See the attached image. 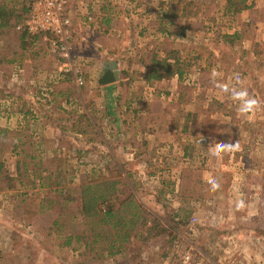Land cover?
<instances>
[{
  "label": "rangeland",
  "instance_id": "374dc122",
  "mask_svg": "<svg viewBox=\"0 0 264 264\" xmlns=\"http://www.w3.org/2000/svg\"><path fill=\"white\" fill-rule=\"evenodd\" d=\"M185 1L70 0V58L59 57L44 43L22 49L15 39L6 37L7 47L1 39L0 60H16L0 63V126L24 130L26 143L20 148L32 144L43 160L67 159L79 178L93 166L112 178L122 176L126 184H119L117 201L133 197L140 204V221L155 229L146 240L130 237L128 254L138 255L126 261H115L119 254L112 235L97 249L85 243V234L75 248L62 247V240L38 227L41 216L27 213L30 201L24 206L14 199L11 186L0 192V264H264V0H248L253 9L236 15H223L222 0H193L204 2L196 16L181 14ZM172 18L183 28L162 34ZM236 30L244 36L238 50L216 41L218 33ZM164 39L161 47L178 49L191 71L183 85L175 76L153 83L140 79L144 54ZM253 42L260 44L258 61L252 56ZM218 47L232 51L233 59L208 65V53ZM64 61L67 70H78L82 83L74 81L72 71L58 73ZM108 62L120 63L118 72L128 78L108 90L112 95L102 87L92 99L95 78ZM236 76L259 101L246 115L215 88V81L232 84ZM112 106L119 111L116 121L125 126L120 141L101 126L111 122L104 115ZM26 109L32 113L26 115ZM187 112L195 120L184 131ZM217 142L239 147L213 157L209 148ZM162 151L166 159L160 158ZM16 158L5 152L8 174H14ZM210 179L219 187L213 189ZM30 193L27 199L36 197ZM70 198L59 202L55 212L67 224L64 232L85 229L89 241L93 229H86L88 222ZM240 200L243 206L238 207ZM183 206L187 213L181 211L174 221ZM181 217L184 223H178ZM225 221L231 233L218 227L207 233L206 226Z\"/></svg>",
  "mask_w": 264,
  "mask_h": 264
},
{
  "label": "trees",
  "instance_id": "16d2710c",
  "mask_svg": "<svg viewBox=\"0 0 264 264\" xmlns=\"http://www.w3.org/2000/svg\"><path fill=\"white\" fill-rule=\"evenodd\" d=\"M31 1L0 0V41L3 39L5 47L8 45L6 44V37L10 38L9 40H17L22 49H25L27 44L37 45L39 42V46L43 44L39 35H30L26 29L17 28L28 17ZM222 1L223 15H236L243 10H252L254 7V3H250L248 0ZM106 5L108 6V4ZM106 5L103 6L106 7ZM201 6H204L203 1L196 3V1L187 0L182 4L181 14L188 15L189 13V15L193 14L196 16L202 12ZM193 9L194 11L192 12L191 10ZM161 20H163V17ZM175 21V18L170 19L168 27L161 28L160 32L169 36L173 32L172 28L176 30L180 27L183 28ZM162 23L166 26L164 22ZM243 39L244 36L241 30H236L231 33H218L216 36V41H223L228 49L232 51H236L241 47ZM164 43L165 39L157 44L158 46L160 45L159 47L155 49L151 48L148 50L149 53L144 54L145 57L142 58L144 67L140 79L144 80L145 83H153L157 80L175 76L178 78L179 85H183L186 80L190 81L191 71L187 66L188 64L183 63L178 49L161 47V45L165 46ZM259 45L258 42H253L252 56L257 61L261 54L260 49H258ZM222 50L218 47V49L214 48L213 51L208 53L209 58H206L207 60L209 59V62H207L208 65L219 59L227 62L233 59L234 55L232 56V51L226 53ZM14 60L16 59H4L2 57L0 63H10ZM204 69L201 72L203 75L206 73ZM98 95L99 88H93L92 96L96 97ZM31 113L32 111L30 109L25 110L26 115ZM73 115L75 113H72ZM72 116H69L70 120L73 119ZM86 118L89 122L91 121L89 117L86 116ZM190 120H195V118L194 115L188 113L182 123L184 131L191 125ZM71 124L73 125V121H71ZM24 135V130L0 126V192L12 186L16 193L13 196L14 199L18 198L20 204L24 206L29 204L25 205L24 203L26 201H30L31 210L28 208L27 213H31L32 216H41L43 220L38 227L46 229L47 235L54 234V237L62 240L59 243L62 247L71 246L75 248V244L79 242L80 236L85 234V243H90L94 249H97V244L101 242L102 244L103 242L106 243L109 236L112 235L114 241L111 245L117 248L116 253L120 255L115 258V261H126L135 258L138 253L132 257L128 254L127 246L130 242V237L140 238L143 236V240H146L148 238L147 234L151 233L155 228L153 226H145V223L140 221L141 218L137 210L140 204L133 197L131 198L130 196L129 199L117 201L119 184H126L124 178L122 176L112 178L101 173V169L95 168L94 166L89 171L82 173L79 178L77 173H75L77 169L74 165L69 164L67 159L58 156L43 160L38 153L39 147H36L37 150H35L32 148V144L28 145L26 149H22L23 147L20 148V146L26 143L22 140ZM7 151L17 156L14 161L15 172L13 175L8 174L4 170L3 156ZM134 183H132L133 186H135ZM33 190L35 192H32ZM30 192L32 194L34 193L36 197L27 199L26 195ZM70 196H73V200L77 202L79 212L88 222L85 226L86 229L89 227L91 231L93 229V235L89 241L86 238L85 229L80 234L64 232L66 231L64 229L67 228V224L60 220L61 214H56L55 212L59 202L63 203L65 200L72 199ZM181 211L187 213V208L184 209V206L183 208H178L176 214L172 217L174 221L175 217L179 216ZM51 212L52 214H50ZM178 223H184L182 217L178 220ZM112 252L110 251V253ZM112 254L115 253L113 252ZM99 257L102 258V256Z\"/></svg>",
  "mask_w": 264,
  "mask_h": 264
},
{
  "label": "built area",
  "instance_id": "2783aa9c",
  "mask_svg": "<svg viewBox=\"0 0 264 264\" xmlns=\"http://www.w3.org/2000/svg\"><path fill=\"white\" fill-rule=\"evenodd\" d=\"M70 11V0H32L28 17L17 28L26 29L30 35H39L49 51L55 52L61 58H70L69 39L72 27ZM61 65L64 69L58 73L72 71L74 81L83 82L77 69L73 70L70 67L67 70L68 63L66 61ZM185 257L188 258V256Z\"/></svg>",
  "mask_w": 264,
  "mask_h": 264
},
{
  "label": "clouds",
  "instance_id": "9594fccd",
  "mask_svg": "<svg viewBox=\"0 0 264 264\" xmlns=\"http://www.w3.org/2000/svg\"><path fill=\"white\" fill-rule=\"evenodd\" d=\"M215 75L216 73H213L214 77ZM215 88L226 94L236 106L237 111L242 115L252 112L259 106V101L252 97L246 88L240 86L239 76L234 77V83L232 84L217 80L215 81ZM203 139V137H200L201 142ZM237 147H239L237 142H217L210 146L209 151L213 157H220L222 153L230 152ZM209 184L213 189L219 187V184L214 179H210ZM237 206H243V200H240Z\"/></svg>",
  "mask_w": 264,
  "mask_h": 264
},
{
  "label": "crops",
  "instance_id": "0c3cea01",
  "mask_svg": "<svg viewBox=\"0 0 264 264\" xmlns=\"http://www.w3.org/2000/svg\"><path fill=\"white\" fill-rule=\"evenodd\" d=\"M111 61V60H110ZM108 65L106 66V68L103 70V72L104 71H106V70H111V71H113L114 72V74H115V76H117L118 78L114 81V82H111V83H109V84H105V85H99L98 83H97V80H98V78H99V76H101L102 74H98L97 76H96V78H95V85H96V83H97V85H96V88H99V89H101L102 87H105V88H102V90L103 89H105V90H107L106 91V93L108 92V90L109 89H114V87L116 88L118 85H119V83L120 82H123L125 79H127L128 77H125L124 76V74L123 75H121V73L120 72H118V68H116V67H118V66H120V63H118L117 62V64H112V63H110V62H108L107 63ZM120 67H122V66H120ZM121 69V68H120ZM121 71V70H120ZM102 72V73H103ZM106 87H110V88H106ZM114 92L113 91H110V92H108V94L109 95H112ZM101 94V91L99 90V95ZM90 95H91V97H92V99L93 98H97V96L96 97H93L92 96V92H90ZM98 95V96H99ZM103 95H105V93L103 94ZM99 110H100V105H97L96 106V108L94 109V111H96V113L97 112H99ZM98 115V114H97ZM104 115V114H103ZM119 115V111L117 110V108L115 107V106H112L108 111H106L105 112V115L104 116H108L109 117V119L110 120H108V121H111V122H109V123H103V124H101V126H103V128L105 127L106 129H105V131H107L108 132V134H109V136H111L110 138L111 139H115L116 141H120L121 139L123 140V136H126V134L124 133V127L125 126H123V124H121V123H119V121H116V118H117V116ZM23 117V116H22ZM101 117H103V116H101V114L98 116V118H99V120H100V118ZM115 119V120H114ZM114 121V122H113ZM101 122V121H100ZM129 126L131 125V124H128ZM132 125H133V123H132ZM136 126L138 125V123H136L135 124ZM139 130V129H138ZM145 131V126H144V128L141 130V132H144ZM149 131V130H148ZM131 137H135L134 135H131ZM162 154L160 155V158H165L166 159V154L162 151L161 152ZM169 155V154H168ZM162 156V157H161ZM195 207V206H194ZM223 209H224V211H225V206L223 207ZM230 222H228V221H225V222H222V223H220V224H218V225H216V226H214V225H210V226H206V228H207V233L208 234H210V232H211V230H210V227H218V229H220V231L221 232H228V233H231V231H230ZM209 228V229H208ZM202 230H203V228H202ZM203 232V231H202ZM231 237V236H230ZM220 239L221 238H219V237H217L216 238V240L219 242L220 241ZM223 241V240H222Z\"/></svg>",
  "mask_w": 264,
  "mask_h": 264
},
{
  "label": "water",
  "instance_id": "95a60500",
  "mask_svg": "<svg viewBox=\"0 0 264 264\" xmlns=\"http://www.w3.org/2000/svg\"><path fill=\"white\" fill-rule=\"evenodd\" d=\"M118 77L115 76L114 72L111 70H106L102 73L101 76H99L97 83L99 85H105L109 84L111 82H114Z\"/></svg>",
  "mask_w": 264,
  "mask_h": 264
}]
</instances>
